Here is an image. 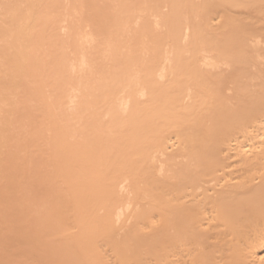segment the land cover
Returning a JSON list of instances; mask_svg holds the SVG:
<instances>
[{"label": "bare ground", "instance_id": "bare-ground-1", "mask_svg": "<svg viewBox=\"0 0 264 264\" xmlns=\"http://www.w3.org/2000/svg\"><path fill=\"white\" fill-rule=\"evenodd\" d=\"M5 1L0 264H264V0Z\"/></svg>", "mask_w": 264, "mask_h": 264}, {"label": "rangeland", "instance_id": "rangeland-1", "mask_svg": "<svg viewBox=\"0 0 264 264\" xmlns=\"http://www.w3.org/2000/svg\"><path fill=\"white\" fill-rule=\"evenodd\" d=\"M1 1H3V0H0V3H1ZM4 1H5V0H4ZM6 1H7V0H6ZM6 1H5L4 3H6ZM8 1H10V2H9V4H10L12 0H8ZM2 3H3V2H2ZM6 4H8V3H6ZM6 4H5V6H6ZM26 6H27V5H26ZM223 70H227V69L223 68ZM227 75H228V70H227V72L225 71V73H224V76H227ZM223 81H226V80H223ZM229 82H230V80H229ZM229 82H228V80H227L225 84H230ZM222 84H223V83H222ZM224 86H225V85H223V87H224ZM229 86H231V85H229ZM225 87H226V88H229V87H227V86H225ZM226 90H227V89H226ZM226 90H225V91H226ZM229 92L231 93V91L227 90L228 95H230ZM225 95H226V94H225ZM228 95H227V96H228ZM31 180H34V179H31ZM35 181H36V180H35ZM32 184H33V183H32ZM37 189H38V188H37ZM37 191L39 192V190H37ZM40 193H41L42 195L45 194L44 192L42 193V191H41ZM40 193H39V194H40ZM42 195H41V196H42Z\"/></svg>", "mask_w": 264, "mask_h": 264}]
</instances>
